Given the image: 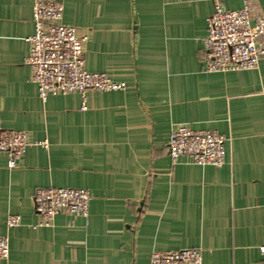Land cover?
<instances>
[{"label":"crops","instance_id":"crops-1","mask_svg":"<svg viewBox=\"0 0 264 264\" xmlns=\"http://www.w3.org/2000/svg\"><path fill=\"white\" fill-rule=\"evenodd\" d=\"M33 1L0 0V125L32 143L14 168L0 154V264H149L154 251L185 248L202 264H262L264 57L252 70H203L215 0H55L61 22L88 34L85 69L126 84L88 92L85 110L78 93L42 100L30 80ZM254 4L264 16V0ZM177 124L223 135V165L172 162ZM49 187L88 190L87 218L39 225L33 194Z\"/></svg>","mask_w":264,"mask_h":264},{"label":"built area","instance_id":"built-area-1","mask_svg":"<svg viewBox=\"0 0 264 264\" xmlns=\"http://www.w3.org/2000/svg\"><path fill=\"white\" fill-rule=\"evenodd\" d=\"M241 1V8L227 10L215 0L206 18L207 35L202 40L205 72L256 69L264 57V16L254 0ZM63 10V4L55 0L33 1L34 32L26 39L29 51L25 64L42 100L48 94L78 93L82 98L81 109L85 110L88 92L124 90L126 84L111 80L105 73L85 69L84 45L88 34L63 24ZM225 142L226 138L216 130H193L185 124H177L170 134L168 152L172 162L187 156L193 164L220 167L226 158ZM31 144L26 132L0 125V154L7 156L8 168L16 167ZM33 144L46 145V141ZM89 201V191L82 188H37L33 194L34 211L42 226L51 225L61 213L87 218ZM5 225L18 227L19 216L9 215ZM259 252L264 264V244ZM8 255V238L0 236V259L5 260ZM149 264H202V254L199 248L154 251Z\"/></svg>","mask_w":264,"mask_h":264}]
</instances>
